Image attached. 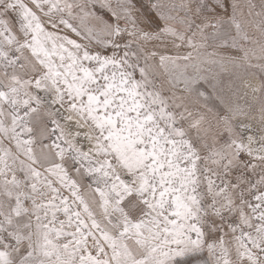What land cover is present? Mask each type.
<instances>
[{
    "label": "snow or ice",
    "instance_id": "6c2138e0",
    "mask_svg": "<svg viewBox=\"0 0 264 264\" xmlns=\"http://www.w3.org/2000/svg\"><path fill=\"white\" fill-rule=\"evenodd\" d=\"M0 264H264V0H0Z\"/></svg>",
    "mask_w": 264,
    "mask_h": 264
}]
</instances>
